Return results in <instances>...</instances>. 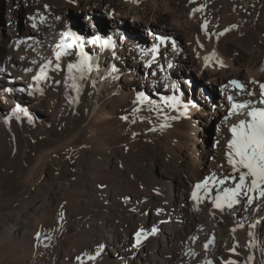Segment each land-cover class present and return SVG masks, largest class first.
<instances>
[{"label": "bare ground", "instance_id": "1", "mask_svg": "<svg viewBox=\"0 0 264 264\" xmlns=\"http://www.w3.org/2000/svg\"><path fill=\"white\" fill-rule=\"evenodd\" d=\"M39 1L43 5L47 2ZM126 1L82 0V9L76 6L90 16L87 25H96L101 32L106 21H111L112 45L121 32L143 42L141 33L145 34L144 28L152 25L169 29L172 36L188 28L183 23L187 17L181 12L182 0H152L167 10L160 13L146 0H131L129 4ZM198 1L203 12L200 26L213 11L227 15L226 24L215 28L218 34L215 31L216 37L210 41L212 51L208 47L210 54L204 53L209 54L210 60L201 73L198 88L195 81L187 78L190 74H175L173 65L163 76L150 51L137 59L133 54L119 53L120 50L114 55L106 48L102 53L101 45L97 48L95 43L92 49L99 53L98 58L91 57L93 71L78 81L77 93L71 87L72 81L66 79L67 64L77 60L75 49L73 54L62 57L61 71H49L47 82L32 79L45 60H52L54 67L56 46L65 38L64 24L56 21L69 8L61 6L59 0L48 4L33 28L29 17L38 0H5L9 17L6 37L0 44L15 49V54L0 53V264H264V198L257 193L249 205L242 197L233 209L225 207L221 211L212 202L216 190L210 183L208 195L202 189L198 196L203 199H192L195 185L213 174L217 179L233 176L228 163L230 129L247 119V110H238L239 115L231 118L233 122L227 128L223 122L225 106L251 102L264 107L259 104V85L264 81V0H213L212 6V0ZM137 2L140 8L135 5ZM186 3L190 6L189 0ZM104 10L106 16L100 15ZM129 14L139 18L142 25L132 29L120 21ZM21 17L25 34L17 29ZM74 20L78 24V18ZM156 39L150 38L151 49ZM186 64L191 72L196 65L191 57L186 58ZM212 64L216 68L208 69ZM95 66L99 67L98 72ZM113 66L115 72L103 70ZM29 68L32 72L26 71ZM232 78L242 79L245 91H231L227 82ZM171 82L178 88L179 102H191L190 114L198 109L211 113L214 104L222 105L223 119L211 113L220 128L209 154L212 163L202 171L164 148V139L180 138V131L194 130V125L180 119L177 109L161 99L169 94ZM209 84L224 87L222 95L210 92ZM249 92L254 94L248 95ZM141 94L152 98L150 103L137 102ZM230 95L233 101L228 102ZM128 105L132 110L141 107L161 113L163 120L156 125L147 124L144 131L131 135L119 146L112 145L109 138L99 136L100 129L115 122L113 116ZM18 107L32 117L31 123L24 111H16ZM162 124L166 125L163 129ZM174 182L180 188L177 200L169 192ZM234 182L216 187H232ZM137 232L142 233L139 246Z\"/></svg>", "mask_w": 264, "mask_h": 264}, {"label": "rangeland", "instance_id": "2", "mask_svg": "<svg viewBox=\"0 0 264 264\" xmlns=\"http://www.w3.org/2000/svg\"><path fill=\"white\" fill-rule=\"evenodd\" d=\"M46 1H47L46 4L43 5V2H40L38 0V2L42 3V4L40 5L38 2H37V4H34V9H32V12H30V16L31 17L34 16L35 19H38L40 13L45 11L46 6H49L48 4H52L56 0H46ZM48 1H49V3H48ZM59 1H61L60 2L61 6L68 7L69 11L66 12V15L65 14H61L63 16V18L61 20L58 19L59 21H56V22L59 23V24H64V27H63L64 28V33L67 32L69 29H72L73 31H75L79 35V37L81 38V41L83 43L84 52L88 53L93 59H94L95 56H96L95 58H98V55H99V53H96V51H95L96 49L95 50L92 49V44L93 43H91V41H93L96 37H100V40L96 43L98 46L95 45V47L99 48V46L101 45L102 53H104V51L109 49V51L115 55L120 50L119 53H124L126 55H128L130 53V54H133V56H135V58H137V59L141 58L142 59L144 57V55L147 53V51H149V50H147L148 49L147 46L148 45L150 46V41H151L150 38L151 37H153V39H155V38H157L156 35L157 34H161V33L162 34H166L167 36H172V35H170L169 29H166V28H164L162 26H159V25H152L149 28H144L145 30H143V31L146 32L145 34L141 33L142 34L141 39H142L143 42H140L139 40L128 36L125 32H121L115 38V40H116L115 45H112L110 43V38H112L114 36L113 35L114 30H113V27H112L113 25H112L110 20L106 21L104 30H103V32H101L100 28H98L96 25H94V26H88L87 25V23H88L87 18L90 17V16H88V14H86L84 11H78V7H80L81 9L83 7L82 0H79V3H77V2L74 3L71 0H59ZM130 1L131 0H127L126 1L127 4H129ZM146 1H147L146 2L147 4L148 3H149V5L151 4L150 6L154 7V9L158 11L157 13H160V12H163V11L167 12V10H165V8L162 7V4H160V3L154 4L152 0H150V1L146 0ZM196 1L197 0H195V2H194L195 5H194V3H193V5L190 3V6H188V3H186L187 0L186 1L182 0V4H181V7H180V8H182L181 12L185 13V17H187L186 19H184V21L183 20L182 21H183V23L185 22L184 23L185 25L187 24L186 27H188V28L184 29V31L176 32V36H173V37H175L174 38L175 39V44L172 45L173 48L170 47L171 46L170 44L167 45L168 51H171V54L169 56H167V58L161 60V64H160V62L157 63V64H159V66L156 69H161V71H162L164 69V64L166 65L167 61L169 62V58H171V59H173V61H172L173 63L171 64V66L173 65V68H176L175 74L179 75L181 73V71H183V73H185V74L188 73L190 75L187 78L191 82L195 81L196 85L197 84L199 85V83L202 81V80H200V79H202V74L201 73H202L203 70L207 69L206 66H204V68L202 66V65H204V63H203L205 61L204 59H205V57H209L208 56L210 54L208 52L209 49L211 48V51H212V47H211L212 43L211 42L214 39V37H216V35L218 34V32H217V30L215 28H218L219 25L221 26V25H225L226 24L225 18L227 17V15L226 14L222 15V13H220V12L218 13V15H216L217 14L216 11H213V15L211 16V18L209 20H207L206 28H204V27L200 26L201 25L200 21L202 20L201 16L203 14L202 11H200L199 14H198V12L195 13L194 17L190 18L191 16H193V15L190 16V14H191L190 12L193 9V7L191 8V5L194 6V8H195V6L196 7H200L201 6L200 5V1H198V2H196ZM222 1H223L222 3H226V1H224V0H222ZM211 2L212 3H211L210 6H212L213 0ZM197 3H198V5H197ZM96 4L98 5L99 3L96 2ZM89 5H90L89 6L90 8L93 7L92 1H91V3ZM135 5L140 8V3L139 2L135 3ZM186 7H187V9H186ZM38 10L40 12H38ZM105 11L106 10H104V12H99V14L103 15V16H106L105 15L106 14ZM109 16L110 15H107V17H109ZM8 17H9V14H8V10L5 7V0H0V41H3L5 39V37H6L5 31L7 29L6 25H7V21H8L7 18ZM75 18H78V20H79V22L77 21L78 24L77 23L75 24V20H74ZM188 18H189V21H188ZM190 19H192V20L190 21ZM23 20H24L23 17H21L19 19V21L17 20V23H16L17 24V29H18V31L21 34H25L26 33L25 32L26 29L24 27V24H23L24 21ZM30 20H32V19H30ZM120 21L121 22H125L126 25L129 28H132V29L135 26H141L142 25V23L139 21V18H136V17H133V16L131 17L130 14L128 16H123V19L120 20ZM53 22H55V21H52L51 23H53ZM212 22H213V24H212ZM191 23H192V25H191ZM204 24H205V22H203V25ZM193 25H195V26L193 27ZM212 25L216 26V27H213ZM198 26L200 28H197ZM208 26L210 28H208ZM190 28H192V29H190ZM204 29H205V31H203ZM212 29L213 30L215 29V30L212 31ZM200 31H202V33L206 32L207 34L206 33H205V35L203 34V37H202V35H201L202 33ZM215 31H216V35H214ZM194 32H196V33H194ZM192 34L194 35V37L196 36L197 39H195L196 37L193 38ZM198 36L202 37L201 40H199L200 37L198 38ZM204 37H207V39H205ZM209 37H211V38H209ZM107 39H109V44H108V46H104L103 42L105 40H107ZM196 40H197V42H196ZM194 41L196 43H194ZM199 41L202 42V43H200ZM205 41L208 42L207 44H210V45H207L205 43ZM197 43L199 45H197ZM201 44L203 45V47H201L202 46ZM195 45L196 46H200V48L199 47H197V48L200 49V51H203L202 54L196 47L194 48ZM204 46L207 47V49L209 47V49L207 50ZM106 48H108V49H106ZM194 49L197 50V52H199L201 54L200 58H199L200 54L196 53ZM206 51H207V53H209L208 55L204 54V53H206ZM7 52H9L10 54H15L14 53L15 49H11V48H8L6 45L2 46L0 44V53L4 55ZM195 53L199 54V55H196ZM174 57H175V59H174ZM190 57L192 59H194V61L196 63L195 68H194V70H192V72H191V70H189V68H187V64H186V58H190ZM197 58H199L200 60L202 59V60L200 61ZM70 59L73 60L75 58H70ZM164 61L166 63H164ZM157 64H155V66ZM177 64H179L178 67H176ZM213 68L214 69L216 68V66L214 64L209 66L208 69L212 70ZM111 69H113V67H110V68H107V69L103 68V70H105L106 73H112ZM117 71H118V69H117ZM154 73H156V72H154ZM157 73H158V71H157ZM118 78H117V80H119V85L122 86V83H120L121 79L120 78L118 79ZM240 80L242 81V79H240ZM167 81L170 83V81H172L171 77L170 78L168 77ZM263 83H264V81H263ZM171 84H172L171 90H169V94L166 97L175 96L178 99V101H179L178 88L175 86V84L173 82H171ZM198 85L195 86V87L198 88L199 87ZM173 86H175V87H173ZM217 87L218 86L209 84L210 92H212L213 94L219 95ZM219 88H221V87H219ZM121 89H122V87H119V91ZM165 89H167V87ZM157 91H159V90L157 89ZM223 91H224V87H223ZM170 92H171V94H170ZM197 93L198 92L195 91L196 97L198 96ZM151 99L152 98H149L147 101H151ZM213 106H215V108H213L211 110L212 111L211 113H213V114L216 113L215 114L216 116H219L221 119H223V117H222V115L220 113V111L222 110V105L221 104L218 105V103H217V105L214 104ZM191 107H193V106H191V102L185 100L183 102L180 101L176 109L178 111L180 119H185V121L189 122L188 124L194 125V130L193 131H190V130L189 131L188 130L180 131V138L176 137V136H172L171 138L168 137L169 139L168 138L164 139L166 141V142H164V148L167 149V152H169L170 154H171V152H173L174 153L173 155L175 157H178L180 155L178 158H180L181 160L184 159L186 161L187 165H190L191 167H193L196 170L198 169V170L202 171L204 169H207V165H209L210 162L212 163V157L209 156V154L211 153V150H212L213 139L215 137L216 130L219 129L220 127H216L218 120L211 115L210 111L207 110V112L205 113V112H203L204 110L198 109L197 111H194L192 114H190L189 108H191ZM129 108H130V106L128 105V106H125L124 108H121V109H123V111L121 109H119V111H118L119 113L117 112V116L118 117L117 116H113L115 122H113L110 125L103 126L100 129L99 136H101V137L106 136L107 139L109 138L108 140L110 141V143L112 145H117L118 144L117 146H119V145L123 144V143H120V142H124V141L128 140L129 137H131V135L135 136L136 134L141 132V130L144 131V127L147 126V124L148 125H151V124H155L156 125V124H158L160 122V120H163V114H161V113L158 114L156 112L146 111V110L142 109L141 107H138V108L137 107L136 108L133 107V110H132V107H131V109H129ZM185 108L187 109L186 115H181V113L184 112ZM25 109H27V108H25ZM125 110H127L128 112L125 111ZM231 111H232V108L226 105L225 109H224V112H223L224 115H226V116H224L225 119H223V122H225V127H227V128H229V126L232 124L233 119H234L233 117H237L239 115V114H236L237 115L236 116L235 114H231L232 115L231 116L230 115ZM122 112H124V113H122ZM227 112H228V114H227ZM207 113H210V115H207ZM124 116H127L128 119L127 120L121 119V117H124ZM231 118H233V119H231ZM204 120H206V122H204ZM226 124H227V126H226ZM61 130L62 129H60V132H61ZM145 130H147V128H145ZM162 133L165 134L166 131H163ZM208 136H211V141L209 142V144L207 143ZM192 147H193V149H192ZM53 161H55V160H53ZM199 162H200V164H199ZM211 163H210V165H211ZM169 192L171 193L172 198L177 200L179 198V196H180L179 183L178 182H174L170 186ZM2 226H3L2 223H0V227L1 228H2ZM1 228H0V234H1Z\"/></svg>", "mask_w": 264, "mask_h": 264}, {"label": "snow or ice", "instance_id": "3", "mask_svg": "<svg viewBox=\"0 0 264 264\" xmlns=\"http://www.w3.org/2000/svg\"><path fill=\"white\" fill-rule=\"evenodd\" d=\"M190 3H194L195 0H189ZM202 11L201 7H195L192 9L191 15ZM33 20L32 27L36 28L35 18L30 17ZM43 18L41 17V21ZM206 28V22L202 26ZM65 37H70V43L62 42L58 45V50L55 52V65L53 67V61L48 59L39 65L38 71L32 76V79L37 83L47 82L50 77L48 75L49 71H61L60 61L65 55L73 54V50H78L75 54L77 55V60L75 63L69 62L67 64L68 76L66 79L71 80V87L79 93L80 85L78 81L86 79L87 74L93 71V63L91 62V56L84 52L83 43L81 38L77 36L71 30L63 33ZM223 35V33H221ZM157 39H160L157 37ZM100 40V37H96L91 43L95 44ZM104 46H108L109 41L105 40L103 42ZM210 57H205V66H208ZM96 71H99V67L95 66ZM26 71L32 72L29 68ZM113 72L116 71L115 66L112 69ZM59 83V82H57ZM252 83H256L252 81ZM231 86L240 91H245L243 84L236 80L230 82ZM175 87V86H173ZM228 87V86H225ZM260 88V105H264V83L259 85ZM43 95V89H37ZM11 91V89H9ZM23 91V89H21ZM254 93L249 92L248 95H253ZM165 101L166 105L173 110H175L179 104L178 99L173 97H161ZM148 97L143 94L137 97V102L147 101ZM228 100L233 101V97L230 95ZM150 103V101H149ZM238 110H247V119L240 120L238 125L231 127L230 131L232 134V139L228 141V163L233 168V176L224 177L217 179L215 174L212 177L206 178L201 183L195 185V191L192 193V199H203V196H198V192L203 189L204 195H208L211 191L209 184L211 183L212 188L216 190V195L213 199V204L217 209L221 211L225 207L228 209H233L236 205L240 204L241 198H246L249 205L253 203L255 199V194L258 193L260 198H264V107L254 106L251 102L248 103H232L231 114H239ZM16 111H24V114L28 116L29 123L32 122V117L28 115L26 110L20 109L19 107ZM187 109L181 115H186ZM123 120H127L128 117H121ZM166 125L162 124L160 127L163 129ZM155 130V129H153ZM238 173V176L236 175ZM235 181L232 187H220L217 188L216 185H225L228 181ZM252 193L253 195H249ZM63 217V213H61ZM155 232V229H153ZM39 239V234L37 235ZM142 239V233H136V246H139ZM207 247V245H205ZM102 251V246L97 250L96 255L99 256ZM90 259H95V257H90ZM251 259V257H249ZM210 264V262H209ZM227 264H234V262L229 261Z\"/></svg>", "mask_w": 264, "mask_h": 264}, {"label": "water", "instance_id": "4", "mask_svg": "<svg viewBox=\"0 0 264 264\" xmlns=\"http://www.w3.org/2000/svg\"><path fill=\"white\" fill-rule=\"evenodd\" d=\"M165 34H157L156 36H164ZM211 141V136H208V139H207V143L209 144V142Z\"/></svg>", "mask_w": 264, "mask_h": 264}]
</instances>
